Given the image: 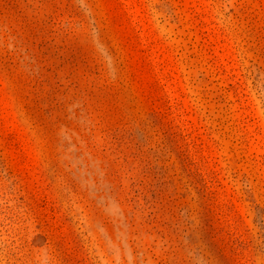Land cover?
I'll use <instances>...</instances> for the list:
<instances>
[{
  "label": "rangeland",
  "instance_id": "obj_1",
  "mask_svg": "<svg viewBox=\"0 0 264 264\" xmlns=\"http://www.w3.org/2000/svg\"><path fill=\"white\" fill-rule=\"evenodd\" d=\"M0 264H264V0H0Z\"/></svg>",
  "mask_w": 264,
  "mask_h": 264
}]
</instances>
